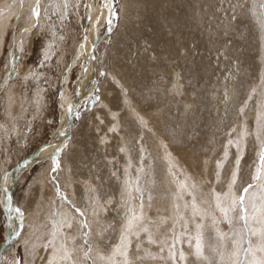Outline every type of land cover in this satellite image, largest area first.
Segmentation results:
<instances>
[{
  "label": "rangeland",
  "instance_id": "374dc122",
  "mask_svg": "<svg viewBox=\"0 0 264 264\" xmlns=\"http://www.w3.org/2000/svg\"><path fill=\"white\" fill-rule=\"evenodd\" d=\"M198 1L158 0L155 13L150 10V0H147V3L142 0H131L127 4V9L124 10L123 19H125L127 26L123 27L125 34H119L122 38L119 40L118 37L117 39L121 44L125 43V48L120 45L113 48V42L118 33L122 0H111L113 4L111 16L108 17V10L107 18L99 26L96 25V22H92L103 5L102 0H68L66 9L64 7L62 13L58 12L59 14L57 12L52 14L47 13L49 11L45 12L47 8L44 7L52 5L53 1L30 0L29 5L24 8L28 7L27 9L33 10L36 7L38 18L41 13L44 15L47 13V20L42 25L46 28L43 27V29H37L35 20H32L31 26L28 22L22 21L21 15L26 14L25 11L22 12L23 8H20V11L17 10L14 16L10 18L0 53V251L4 247L6 248V252L0 257V264H40L45 260V255H41L42 258L33 255L32 259L26 263L27 258H30L29 255L32 256L31 252L26 254L28 247L25 248L23 244V239L27 235L28 222L34 221L33 218L36 217L35 225H40L39 231L43 232L40 238L43 239L49 233L54 220L67 212L71 214L76 223L74 225L78 229L73 245L77 255L79 254V264L80 262L81 264H99L98 253L94 252L97 249H102V253L105 255L112 249L117 241L119 228L125 216L124 199L127 197L124 196L122 199V184L126 180L136 181L137 176H139L138 183L142 189L139 195L145 205L143 207L145 224L148 225L150 232L155 234L156 240L163 238L165 234L164 226H162L163 215L157 218L155 212L158 211L161 204L166 202V189L161 184V181L163 182L165 179L163 167L165 163L162 161L160 150L153 147L155 138H150L152 132H147V129L140 130L141 127L137 124V120L129 117L130 112H127L130 107L132 108L131 104L136 105L137 112L135 108L134 112L138 117L141 116L139 118L144 119L142 115L148 118V126H151V130L153 128V133L154 131L157 133L156 130H162V135L166 136H162L163 139L166 141L168 138L174 144V150H178L177 152L183 154L188 158V161L196 166L193 172L196 177L190 178V181H192L191 183L196 182L197 187L199 186L196 192L197 203L200 204V207L206 205L204 207L208 214L206 220L212 222L213 215L220 219V213L217 212L214 207V200L211 198L212 187L220 193L226 192L233 171H237L238 174L237 192L241 190V185L246 186L252 182V176L258 164V154L261 151L260 146L264 142V135L260 139H256L258 145L255 146V138L250 133L242 137L241 127L240 131L237 127L240 123H244L241 108H243V112L255 113V111L253 112L256 101L255 94L251 93L252 96L247 98L249 92L257 88L264 91V16H261L264 9L260 7L264 0H200L202 4H199ZM226 1L228 2L226 3ZM183 7V11H180ZM199 11L201 19L199 23H196L193 20V15ZM184 13L187 15H183L182 20L186 23L179 25V14ZM253 14L254 16H252ZM154 15L156 22L160 25L158 29H161L158 33L161 35L157 39V42L160 41L158 44L153 39L152 29L155 28L154 25H158L152 21ZM109 19L112 20V29L110 36L105 37ZM174 24L177 26L179 34L182 32L181 30H186L185 34H181V38L186 36L187 43L184 42L186 43L184 49L187 56V73L185 82L178 81L181 88L178 84H175V87L173 81H170L167 87L172 88L173 86L175 89H170L172 92L169 93L166 87L167 74L165 73H170V66L169 61L163 55V47L164 45L168 46V42L164 44L165 36H172L173 32L175 33L174 36H179L175 27L172 28ZM188 24L189 26H187ZM193 25L194 28L198 27L197 31H202L197 37L195 36V29L192 28ZM25 29H29L30 32L34 31L30 48L29 39L25 36ZM224 31L228 32L227 37H219L218 40L216 37L222 36ZM188 33L189 36L187 37ZM229 33L234 36L231 37ZM91 34L92 37H90ZM126 34L131 36L123 37ZM94 36L97 40L95 44L92 42L95 46L92 50V62L90 64L84 57L85 55L79 58L76 55L77 51L87 41L91 40L90 38L95 40ZM194 36L198 39L197 44H195L196 50L193 48ZM152 39L154 43L151 50ZM48 42L51 43L53 56L48 61H44L42 51ZM169 44L174 46L172 42ZM155 49L156 51H154ZM244 53L251 54L252 59L249 58L248 65L251 67L252 74L254 70L257 72V77H254L250 84L247 80H243L238 86L237 84L240 79H243V76L239 70L236 72V69L243 60ZM89 55H91L90 51ZM173 57L174 53L169 58L171 60L175 58L174 64L178 66V59L176 56ZM76 59L77 61H75ZM86 68L93 71L89 73L90 76H85L93 83L90 85L92 86L90 96L85 99L81 98L80 100H83L75 104L76 110L69 137L63 144L65 145L63 152L58 153L57 160H55L58 166H56L51 155L56 151L57 145L53 144V147H49L50 150L48 148L42 149V147L50 144L52 138L57 137L56 139H59L58 135H60L62 128L60 125L63 123L64 111L70 104L72 106L74 103ZM121 69H124L125 72ZM157 80L161 83V89L155 85ZM116 82H119L121 86ZM221 83L224 84L223 88H219ZM216 84L218 85L216 86ZM119 86L123 87L120 88ZM39 87L42 93L41 107L38 106V101L34 100V93ZM123 88L128 93L120 91ZM216 90L217 92H214ZM15 91H17L16 95L13 96L12 92ZM154 91L155 96L161 97L160 101L162 98L164 99L161 103L159 101V106L164 101L166 102L164 109L166 114L163 117L162 115L161 117L154 115L153 100L155 99H152L154 96L152 92ZM221 92H225L226 96L223 97ZM212 96L213 98L216 97L212 99ZM210 100L213 101L210 102ZM124 102L128 104L125 103V105ZM245 102L246 106H244ZM261 104L264 105V100ZM20 105L21 108L19 109ZM106 109H109V114H106ZM95 112L99 115V119L94 117ZM150 119L153 125L149 122ZM252 121L247 117L243 126L253 128L254 132L256 130V135V123H252ZM162 127L164 128L159 129ZM112 128L114 130H110ZM141 132L143 136L145 134L146 136L143 137ZM126 133L128 137H126ZM249 135L251 136L249 137ZM56 139L53 141H57ZM240 142L243 146L237 148L236 145L240 146ZM84 148H90V151L99 155L98 163H100L101 168L100 171H97V161L94 158L89 159L91 168L87 169L84 166L81 168L84 173L73 170L71 166L73 181L70 192L63 165L64 159L68 151L69 156L73 158L77 150ZM40 149L42 150L40 151ZM51 150L52 152L49 153ZM125 151L129 154V163L124 156ZM225 152H227V158ZM222 153L223 155H221ZM31 156H33V160L24 164L23 162ZM216 159H218L217 162L222 159L221 162L224 164V166L222 164V174L219 179H215ZM87 160L88 158H86ZM237 160H239L238 165ZM210 161L212 167L206 169L207 181L198 183L197 181L201 179V177L197 179L198 171L202 167L207 168ZM202 163L206 165L201 166ZM53 167H56L55 171L52 170ZM14 169H18L20 172L15 182L13 181ZM141 169L142 171H140ZM189 170L191 169L189 168ZM40 171L41 174L39 175ZM180 173H177L176 178L179 181L185 180L186 175L182 176ZM95 175L97 176L95 177ZM156 175H159L157 180ZM187 175L191 174L187 172ZM82 179L89 181L94 188L91 187L90 195L93 197V201L94 197L96 198L97 209L95 210L98 211L102 208L97 215L94 216L92 213L91 217L93 218L90 217L89 220L76 212V209H80L83 213L87 206L85 190L80 183ZM9 195L12 202L9 201ZM184 198V201L191 200L187 194ZM151 200L154 205L158 206L157 208L151 207ZM202 200L204 202L200 203ZM11 205L15 215L18 214L16 209H19L18 216L20 219L14 216L12 211H9ZM181 216L184 217L183 220L181 222L179 220L174 227H170L173 231L171 237L175 244L178 262L180 261L178 253L183 251L187 256L183 264H205L202 260L201 262L196 260V256L192 254L193 247L188 244L190 238H193L196 233L195 225L190 224L192 218L188 211H185L184 215ZM17 219L19 221V223L17 222L18 228L19 225L21 226L15 234ZM184 220L188 221L187 232H183ZM199 220L196 218L195 221L199 223ZM79 222H87L90 226L81 229ZM208 225L204 224L206 243L210 242L214 236L213 225ZM217 227L225 232L229 231V226L223 221ZM105 228L107 231H104ZM61 230L63 231V229ZM84 232L89 233L87 238L84 237ZM13 235L15 239L12 238ZM175 237L179 238L178 241L174 239ZM11 239H14V242L9 243V247L7 243L12 241ZM85 239H87V243H85ZM254 239L252 238L253 243ZM194 243L195 241L192 239L191 244L194 245ZM137 244L141 246L139 251L136 247ZM89 246L91 259L85 260L84 252L89 249ZM145 251L157 258L146 257ZM205 254L210 255L207 247ZM128 255L132 264H170L166 249L161 252L159 244H149L145 233H141L138 239L132 238ZM257 255L260 254L257 253ZM137 256L141 259H137ZM93 257L97 258L94 259ZM70 260L72 261L71 258ZM71 263L73 264V262Z\"/></svg>",
  "mask_w": 264,
  "mask_h": 264
},
{
  "label": "bare ground",
  "instance_id": "6f19581e",
  "mask_svg": "<svg viewBox=\"0 0 264 264\" xmlns=\"http://www.w3.org/2000/svg\"><path fill=\"white\" fill-rule=\"evenodd\" d=\"M51 1H53L52 2V5H47V6H45L44 8H47V9H45V12L46 11H49V12H47V13H53V12H59V13H62V10H63V8H64V5L67 3L68 4V0H50V2ZM131 0H122V3H121V11H120V20H119V25H118V33H117V35H116V38L114 39V42H113V48L114 47H117V46H122V48H125V43H123V44H121V42L120 41H117V39H118V37H119V40H120V38H122V37H120V35L119 34H122V35H124L125 34V31H124V33H123V27H125L126 26V22H125V19H123V16H124V10H126L127 9V7H128V3L130 2ZM137 1H139V0H137ZM143 2H145L146 1V3H147V0H142ZM244 1V0H243ZM102 2H103V5H102V7L100 8V10L99 9H97V10H99L97 13H96V16L94 17V19H93V22L92 23H97L96 25L97 26H99V25H101L103 22H104V20L107 18L106 16L108 15V10L110 11V4H111V0H102ZM141 2V1H140ZM157 2H158V0H150V10H152V11H154L155 13H156V10H157ZM228 1H226V3H227ZM247 2V1H246ZM29 3H30V0H0V53L2 52V46H3V39H4V35H5V32L7 31V24H8V22H9V20H10V18H12V16H14V14L16 13V11L17 10H19L20 11V8H23V10H22V12L23 11H25L26 12V14L25 13H20V14H22L21 15V17H22V21H25V22H28V24L31 26V24H32V20L34 21V23L36 24L37 23V25H36V27H37V29H40V28H42L43 29V27H42V25H43V22L45 21V20H47L46 19V16H47V13L44 15V14H40V16H39V18L37 17V16H34L33 15V10L32 9H27V8H24V7H26L27 5H29ZM152 3H154L153 4V6H152ZM198 3L199 4H202V2H200V0L198 1ZM222 3V2H221ZM242 3V2H241ZM248 3V2H247ZM34 4V3H33ZM220 4V3H219ZM219 4H217V5H219ZM243 4V3H242ZM183 5V4H182ZM186 5V4H185ZM52 7V9H51V7ZM243 6V5H242ZM181 7V6H180ZM179 7V8H180ZM186 7V6H185ZM216 7V6H215ZM36 8V7H35ZM50 8V9H49ZM112 8H113V4H112ZM152 8V9H151ZM243 8V7H242ZM241 8V9H242ZM255 8V7H254ZM25 9V10H24ZM43 9V8H42ZM139 9H141V8H139ZM183 9H184V7L182 8V9H180V11H183ZM51 10H53L52 12H51ZM27 11H28V14H27ZM111 11H112V9H111ZM152 11H149V12H152ZM179 11V10H178ZM44 12V13H45ZM140 12H142V11H140ZM18 13V12H17ZM58 13V14H59ZM137 13V12H136ZM258 13V12H257ZM19 14V15H20ZM140 14V13H139ZM187 15V13H184V14H179V20H178V23H179V25H182V24H184V23H186V21H184V20H182L183 19V15ZM190 14V13H189ZM198 14V15H197ZM196 15H193V17H194V21L196 22V23H199L200 22V19H201V14H200V11L197 13ZM259 14V13H258ZM24 15V16H23ZM156 15V14H155ZM155 15H154V17H153V22H155L156 24H158L157 22H156V20H155ZM191 15V14H190ZM189 16V15H188ZM217 16H218V13H217ZM252 16H254V14L252 15ZM20 17V18H21ZM109 17V16H108ZM258 17V16H257ZM18 18V17H17ZM187 18V17H186ZM185 18V19H186ZM189 18V17H188ZM187 18V19H188ZM217 18V17H216ZM19 19V18H18ZM18 19H16V20H18ZM29 19V20H28ZM186 19V20H187ZM190 20H191V18H190ZM19 21H21V20H19ZM21 21V22H22ZM90 21H92V19H90ZM151 21V22H152ZM177 21V20H176ZM20 22V23H21ZM152 22V23H153ZM191 22V21H190ZM261 22V21H260ZM107 23H108V26H107V28H108V30L106 31V33H105V37H109L110 36V33H111V31H110V29H111V23H110V20H108L107 21ZM193 23V22H192ZM264 23V22H263ZM27 24V25H28ZM46 24V23H45ZM154 24V23H153ZM22 25H23V23H22ZM137 25V24H136ZM152 25V24H151ZM153 26V25H152ZM158 26H160L159 24L157 25V26H155L154 25V27L155 28H153L152 29V31H153V39L157 42V39H159L160 38V36L161 35H158V33L160 32V30L161 29H158ZM186 26V25H185ZM184 26V27H185ZM187 26H189V24L187 25ZM20 27V26H19ZM127 27V26H126ZM175 27V30L176 31H178V37L177 36H174L175 35V33L173 32V34H172V36H169V37H167V36H165V38H164V44H165V42H168L167 44H168V46H166V45H164V47H163V55L165 56V58H166V60L167 61H169V66H170V73H165V74H167L166 75V79H167V81H166V83H167V85H166V87L170 84V81L172 82L173 81V84H174V86H175V84H178V86H179V83H178V81H182V83L183 82H185V78H186V73H187V60H186V52H185V49H184V45L187 43L186 42V36L185 37H182L181 38V34L183 35V33L185 34V31H183V30H181L182 32L179 34V30H178V28H177V26L174 24L173 26H172V28H174ZM192 27V26H191ZM44 28H46V27H44ZM97 28V27H96ZM95 28V29H96ZM192 28H194V25H193V27ZM260 28V27H259ZM125 29V28H124ZM195 29V31H196V37L198 36V35H200V31L201 30H198L197 31V29H198V27H195L194 28ZM36 30V29H35ZM260 30V29H259ZM38 31V30H37ZM110 31V32H109ZM205 31H206V29H205ZM53 32V31H52ZM94 32V31H93ZM202 32V31H201ZM260 32V31H259ZM199 33V34H198ZM33 34H34V31H32V32H30V30L29 29H25V36H26V38L27 39H29L28 40V42H29V48L31 47V44H32V39H33ZM55 34V33H54ZM187 34V33H186ZM227 34H228V32H226V31H224V34H222V36H218V37H216L218 40L220 39V38H225V37H227ZM230 34V36L232 37V36H234V35H232L231 33H229ZM260 34V33H259ZM129 34H126L125 36H123V37H126V36H128ZM24 36V37H25ZM53 36V35H52ZM131 36V35H130ZM130 36H128V37H130ZM189 36V33H188V35H187V37ZM195 36H194V42H193V48L196 50V47H195V44H197V41H198V39L197 38H195ZM88 37V36H87ZM90 37H92V34H91V36ZM95 37V36H94ZM176 37V38H175ZM220 37V38H219ZM25 39V38H24ZM58 39V38H57ZM91 40H89V41H87L86 43H85V45L84 46H82V48L80 49V50H78L77 51V55H76V57L77 58H79V57H82V56H84L86 59H87V61H89V63L91 64V62H92V50L94 49V44H95V41L97 40L96 39V37H95V40H93L92 38H90ZM153 39L151 40V43H150V49L152 50V48H153V43H154V41H153ZM190 39V38H189ZM189 39L187 40L188 42H189ZM116 40V41H115ZM193 40V39H192ZM92 42L94 43V44H92ZM158 42H160V41H158ZM158 42H157V44H158ZM169 42H172L173 44H174V46L173 45H171V44H169ZM184 42H186V43H184ZM190 42H192V41H190ZM224 42V41H223ZM58 43V42H57ZM24 44V43H23ZM28 44V43H27ZM157 44H155V45H157ZM192 45V44H191ZM59 46V45H58ZM249 46H250V43H249ZM248 45H247V48L249 47ZM201 47V46H200ZM51 48H52V46H51V43H49L48 42V45L46 44V46H45V49L42 51V56H43V60L44 61H48L53 55H52V52H53V50H52V52H51ZM89 49V50H88ZM201 49V48H200ZM157 50H159V49H157ZM89 51H90V54L91 55H89ZM154 51H156V49L154 50ZM172 53H174V57L176 56V58L178 59V66L176 65V64H174V59H170L169 58V56L172 54ZM245 55H244V58H243V60L241 61V63H239V66L237 67V69H236V72L239 70L241 73H242V76H243V79H240L239 80V82H238V86L240 85V83H242L243 82V80H247L248 81V84H250V83H252V80H253V78L254 77H257V72L254 70L253 71V74H252V72H251V67H249V65H248V62H249V58L250 59H252L251 58V54L250 53H244ZM154 56H155V54H154ZM258 56V55H257ZM164 58V59H165ZM257 58V57H256ZM260 59H262V58H260ZM75 61H77V59L75 60ZM114 61V60H113ZM262 61V60H261ZM253 62V61H252ZM93 64V63H92ZM127 65V64H126ZM128 66V65H127ZM130 67V66H129ZM87 69V68H86ZM89 69H92V68H89ZM191 69H193V68H191ZM122 70V69H121ZM120 70V71H121ZM124 70V69H123ZM122 70V71H123ZM24 71V70H23ZM121 71V72H122ZM93 71H90V70H84V76H82V80H81V82H80V84H79V86H80V88H79V91H78V94H77V97H76V99L74 100V103L72 104V107L74 108V106H75V104H77L79 101H82L83 99H85V98H88L89 96H90V90H91V87L92 86H90V85H92L93 83H92V81L90 80V79H87V78H85V76L86 75H88V76H90L89 75V73H92ZM123 72H125V70L123 71ZM123 72H122V74H123ZM234 72V71H233ZM235 72V73H236ZM128 73V72H127ZM182 73H183V77H182ZM88 76H86V77H88ZM92 76V75H91ZM132 76V75H131ZM165 77V76H164ZM37 78V77H36ZM34 79V78H33ZM248 79H250V80H248ZM257 79V78H256ZM259 79H260V77H259ZM80 81V80H79ZM115 83V82H114ZM116 83H119V82H116ZM257 83V82H256ZM120 84V83H119ZM116 85V84H115ZM156 85V87L158 88V89H161V83L157 80V83L155 84ZM218 84H216V86H217ZM224 84L223 83H221L220 84V86H219V88H223L224 86H223ZM253 85V84H252ZM90 86V87H89ZM118 86V85H117ZM120 86H121V84H120ZM119 86V87H120ZM171 86V85H170ZM123 87V86H122ZM122 87H120V88H122ZM176 87V86H175ZM180 87V86H179ZM255 87H257V86H255ZM254 87V88H255ZM90 88V89H89ZM164 88V87H163ZM168 88V87H167ZM172 88H173V86H172ZM168 88V92L169 93H171L172 92V90L173 89H175V88ZM181 88V87H180ZM124 89V90H123ZM123 89H120V91L122 90V91H124L125 93H128L127 91H125L126 89L125 88H123ZM170 89H172V90H170ZM179 89V88H178ZM253 89V88H252ZM17 90V89H16ZM218 90V89H217ZM217 90L216 91H214V92H217ZM223 90V89H222ZM119 91V90H118ZM117 91V92H118ZM249 91H250V89H249ZM255 91V92H254ZM254 91H251V92H249V94H248V97L247 98H249V96H252L251 95V93L253 94H255L254 96H255V103H254V108H253V112L255 111V113H253V114H251V113H246V112H243V114L241 115L242 116V120H244V123H245V119L248 117L249 119H250V121H252V123H255V120H256V115H257V112L258 111H264L263 109H264V105H262L261 104V102H262V100H264V91L263 90H261V89H255ZM16 92L17 91H15V92H12L13 94V96L14 95H16ZM112 92V91H111ZM179 92H180V90H179ZM175 93V92H174ZM239 93V92H238ZM243 93V92H242ZM35 95H34V100L35 101H38V106L39 107H41V98H42V93H41V89H40V87H39V89L38 90H36L35 91V93H34ZM119 94V93H118ZM124 94V93H123ZM152 94L154 95L155 94V91L154 92H152ZM213 94V93H212ZM221 94H222V96L223 97H225L226 96V94H225V92H221ZM156 95V94H155ZM153 96V98L152 99H155V100H153V104H154V109H155V114L154 115H160V117H161V115H162V117L166 114L165 113V111H164V109L166 108V102L164 101V106H163V104H161V106H159L158 105V103H159V101H160V98L161 97H159V96ZM215 95V94H214ZM220 95V94H219ZM221 96V97H222ZM239 96V95H238ZM106 97H108L107 95H106ZM216 97V96H215ZM214 97V98H215ZM220 97V96H219ZM81 98H83L82 100H80ZM109 98V97H108ZM124 98H125V96H124ZM212 99H214L213 98V96L211 97ZM210 98V99H211ZM251 98V97H250ZM129 99V98H128ZM151 99V98H150ZM151 99V100H152ZM217 99V98H216ZM110 100V99H109ZM108 100V101H109ZM112 100V99H111ZM150 100V101H151ZM162 100H164L163 98H162ZM161 100V101H162ZM218 100V99H217ZM216 100V101H217ZM105 101V100H104ZM122 101H123V98H122ZM121 101V102H122ZM125 101V100H124ZM127 101V100H126ZM128 101H130V99L128 100ZM149 101V102H150ZM161 101H160V103H161ZM211 101H213V100H210V102ZM15 102V101H14ZM144 102V101H143ZM209 102V103H210ZM108 103V102H107ZM126 102H124V104H125ZM133 103V102H132ZM214 103V102H213ZM239 103V102H238ZM12 104V103H11ZM21 104V103H20ZM112 104V103H111ZM122 104H123V102H122ZM126 104H128V103H126ZM125 104V105H126ZM134 104V103H133ZM136 104V103H135ZM148 104H150V103H148ZM210 104H212V103H210ZM229 104V103H228ZM245 104H246V102H245ZM245 104H244V106H245ZM15 105V104H14ZM74 105V106H73ZM114 105V104H113ZM147 105V104H146ZM262 105V106H261ZM11 106V105H10ZM102 106V105H101ZM130 106H132V108L130 107ZM129 107V109L130 110H128V112L127 113H129L130 115H129V117H132V119H136L137 120V124H139V127H141L140 128V130L141 129H147V132H152L151 134H150V138H155V142L153 143V147L155 148V149H159L160 150V152L162 153L161 154V157H162V161H163V163H165V165L163 166L164 167V174H165V179H164V181L162 182L161 181V184H163L164 185V187H165V189H166V192H165V196H166V202L165 203H163V204H161L160 206V208L158 209V211L157 212H155V213H157L156 214V216H157V218H158V216H162L163 215V218H162V226H164V232H165V234H164V236H163V238L162 239H165L166 241H167V244L168 245H172L173 243H174V241H173V239H172V237H171V235H172V233H173V231L170 229V227L172 226V227H174V225H175V223L176 222H179V220H177V212H176V208L174 207V204L175 203H179V205H180V215H184V213H185V211L187 212H189V214H190V216H191V210H190V208L189 209H187V210H185L184 209V207H183V205L185 204V202H187V201H184V199L183 200H179V201H176V200H174V194L176 193V191H177V184H178V182H179V179L178 178H176L177 176H178V172H181L182 173V176L184 175H186L185 177H184V179L187 177V178H195L196 177V175H194V169H195V165H193L192 164V162L191 161H188V158H186L185 156H183V154H181V153H179V152H177V151H175L174 149V144L172 143V142H170L169 140H168V138H167V140L165 141L164 139H163V137H166L165 135H162L163 133L161 132L162 130H160V131H158V130H156V128H155V130L157 131V133L154 131V133H153V128H152V130H151V126H148V118L145 116V115H142L143 116V118L144 119H142V118H139V117H141L138 113V115H139V117L135 114V112H134V108H135V106H133L132 104L130 105ZM150 106V105H149ZM157 106H159V107H157ZM13 107V106H12ZM105 107V106H104ZM153 106L151 105V108H152ZM21 108V105L19 106V109ZM106 108V107H105ZM104 108V109H105ZM108 108V107H107ZM18 110V109H17ZM67 110V109H66ZM64 111V115H63V123H62V125H60V126H62V128H61V130H60V135H58V137H59V139L57 140V141H52L50 144H47L46 146H44V147H42V149H49V147L51 148V147H53V144L54 145H57L56 146V149H60V152L64 149V147H65V145H62V147H60L59 145H60V142L61 141H64V143H66L65 141L68 139L67 138V134H68V132L67 131H69L68 129H69V119H70V115L71 114H69L67 111ZM109 109H106V114L109 112L110 113V111H108ZM135 111H136V108H135ZM246 111V110H245ZM137 112V111H136ZM108 113V114H109ZM95 116L94 117H96V118H98V116L99 115H97V113L95 112ZM118 114H119V112H118ZM100 118V117H99ZM98 118V119H99ZM116 118V117H115ZM98 119H96V120H98ZM117 119V118H116ZM131 119V120H132ZM145 120V121H144ZM154 120V119H153ZM160 120H161V118H160ZM135 121V120H134ZM152 120L150 119V123H151V125H153L152 124V122H151ZM162 121V120H161ZM72 122H73V120H72ZM102 122V121H101ZM101 122H99V123H101ZM117 122V121H116ZM89 123V122H88ZM93 123V122H92ZM95 123V122H94ZM118 123V122H117ZM244 123H240L239 125H238V127H237V129L240 131V127H241V130H242V132H247V134L248 133H250L254 138H255V141H256V143H255V146H257L258 145V140H256L257 138H256V136L257 135H255V132H256V130H255V132H254V130H252L251 128H248L247 126H243V124ZM97 124H98V122H97ZM155 124V123H154ZM245 125V124H244ZM71 126H72V123H71V125H70V128H71ZM94 126V125H93ZM116 126V125H115ZM122 126V125H121ZM155 126V125H154ZM167 126V125H166ZM165 126V127H166ZM95 127V126H94ZM99 127V126H98ZM114 127V126H113ZM153 127V126H152ZM156 127V126H155ZM159 127V126H158ZM171 127V126H170ZM255 127V126H254ZM97 128V127H96ZM107 128V127H106ZM164 127H162V128H159V129H163ZM256 128V127H255ZM254 128V129H255ZM99 129V128H98ZM113 129V128H112ZM138 130H139V128H138ZM144 130V131H145ZM100 131V130H99ZM126 131V130H125ZM124 131V132H125ZM88 132V131H87ZM138 132V131H137ZM146 132V131H145ZM242 132H240V133H242ZM130 133V132H129ZM142 133V132H141ZM141 133H138L139 135L141 134ZM3 134V133H2ZM96 134H97V132H96ZM95 134V135H96ZM127 134V133H126ZM131 134V133H130ZM137 134V133H136ZM145 134V133H144ZM157 134H159V135H157ZM98 135V134H97ZM157 135V136H156ZM251 135H249V137L251 136ZM103 136H104V134H103ZM131 136V135H130ZM133 136V135H132ZM142 136H143V133H142ZM142 136H140V137H142ZM145 136H146V134H145ZM145 136H143V137H145ZM163 136V137H162ZM126 137H128V134L126 135ZM161 137V138H160ZM242 137H244V136H242ZM67 138V139H66ZM100 138V137H99ZM103 138V137H102ZM238 138V137H237ZM101 139V138H100ZM109 139H110V136H109ZM108 139V140H109ZM138 139H140V138H138ZM243 139V138H242ZM251 139H252V137H251ZM105 140H106V138H105ZM107 140V141H108ZM102 141V140H101ZM242 141V140H241ZM253 141V140H252ZM151 142V141H150ZM56 143V144H55ZM63 143V144H64ZM102 143H103V141H102ZM139 144V143H138ZM237 146V145H236ZM241 146H243V144L240 142V146H239V148L241 147ZM121 147V146H120ZM54 148H55V146H54ZM238 148V147H237ZM243 148V147H242ZM4 149V148H3ZM42 149H40V151L42 150ZM55 149V150H56ZM225 149V148H224ZM50 150V149H49ZM91 149L90 148H84V149H79V150H77L74 154H75V157H73V158H71L69 155H70V153H69V151H68V153H67V155H66V157H65V159H64V163H63V165H64V168H65V174H66V176H67V180H68V190L71 192V188H72V172H71V166H72V168H73V170L75 169V170H77V171H79V173H84V171L83 170H81V168L84 166V167H86L87 169H89V168H91L90 167V161H89V159H96V161H97V165H96V169H97V171H100V168H101V165H100V163H98L99 162V155L98 154H94L93 153V151H90ZM125 150V149H124ZM44 151V150H43ZM75 151V150H74ZM223 151V150H222ZM227 151V150H226ZM47 152V151H46ZM50 152H52V150L51 151H49V153ZM63 152V151H62ZM41 153V152H40ZM39 153V154H40ZM221 155H223V153L221 154ZM44 156V155H43ZM124 156H125V158L127 159V161L129 160L128 158H129V154L127 153V151H125L124 152ZM222 157V156H221ZM86 158H88V160L86 161ZM142 158V157H141ZM222 158H224V157H222ZM227 158V157H226ZM31 160H33V158L31 159ZM217 160L218 159H216V171H215V175L217 174V172H219V177H221L220 175L222 174V166L220 167V168H218L217 167V164H218V162H217ZM221 161H222V159H221ZM220 161V162H221ZM160 162V161H159ZM170 162H171V164L172 165H174V167H172L171 168V172H170ZM225 162V161H224ZM128 163H129V161H128ZM221 164H223V162H221ZM203 165H206L205 163H202V165L201 166H203ZM212 162L210 161L209 162V164H208V167L207 168H205V167H202L199 171H198V177H197V179L198 178H200L201 177V179L199 180V181H197L198 183H200V182H206L207 181V175H206V169H210L212 166ZM76 166V167H75ZM151 166V165H150ZM181 166H183L184 168H182ZM200 166V167H201ZM223 166H224V164H223ZM23 167V166H22ZM180 167H181V169H180ZM151 168V167H150ZM189 168L191 169V170H189ZM205 169V170H204ZM15 170V169H14ZM13 170V171H14ZM154 172V171H153ZM187 172L189 173V174H191V175H187ZM20 172H18V169L17 170H15V177H14V179H13V181L15 182V179H16V177L18 176V174H19ZM101 173V172H100ZM152 173V172H151ZM151 173H149V174H151ZM159 173V172H158ZM181 173H180V175H181ZM193 173V174H192ZM41 174V171H40V173H39V175ZM160 175V174H159ZM159 175H156V180H157V176H159ZM162 175V174H161ZM97 175H95V177H96ZM148 176V175H147ZM150 177V176H149ZM159 179V178H158ZM161 179V178H160ZM215 179H217V175H216V177H215ZM37 181H38V179H37ZM81 181V182H80ZM79 182L82 184V186H83V188H84V190H85V194H86V199H85V201H86V208L84 209V212H83V216L85 217V219H87V220H89V219H91V218H93V217H91V214L94 212V211H96L95 209H97V207H96V198L94 197V201H93V197L90 195V190H91V187L93 188V186L90 184V182L89 181H87V180H80ZM97 181V180H96ZM181 181V180H180ZM189 182H187V183H190L191 184V182L192 181H190V179L188 180ZM39 182V181H38ZM158 182V181H157ZM8 183V182H7ZM196 183V182H195ZM43 184V183H42ZM8 185V184H7ZM12 186H13V183L11 184ZM123 186H122V191L124 192V189H125V181L123 182V184H122ZM197 185V184H196ZM11 186V187H12ZM162 186V185H161ZM199 187V186H198ZM197 187V188H198ZM13 188V187H12ZM75 188V187H74ZM162 188V187H161ZM94 189V188H93ZM209 189H210V187H209ZM212 189V193L213 192H215V193H220L216 188H211ZM228 189V188H227ZM12 191V190H11ZM74 191V190H73ZM76 191V190H75ZM151 191V190H150ZM222 192V191H221ZM9 193H10V191H9ZM8 193V194H9ZM74 193V192H73ZM153 194V193H152ZM220 194H223V193H220ZM185 195L186 194H184V197H185ZM126 196V195H125ZM210 196V195H209ZM212 196V195H211ZM127 197V196H126ZM133 197H135V199H133V201H132V203H133V205L134 206H136L137 208L139 207V204H140V202H141V196L139 195V193H136L135 191H133ZM98 198V197H97ZM212 198V197H211ZM126 199V198H125ZM9 201L10 202H12V200H11V197H10V195H9ZM151 202H152V200H151ZM158 203V202H157ZM144 205V204H143ZM13 206H14V204H13ZM13 206L11 205L10 207H11V209L9 210L10 212L12 211V213H13V215L14 216H16L17 218L19 217V219H20V216H18L19 214H17V215H15V213H14V210H12V208H13ZM145 206V205H144ZM206 206V205H205ZM204 206V207H205ZM151 207H153V209L154 208H157L158 206H156V205H154V203L152 202V204H151ZM204 207H201V208H203V209H205ZM214 207H215V202H214ZM9 208V207H8ZM40 210H41V208H40ZM100 210H102V208L101 209H98V211H96L97 213L100 211ZM206 210V209H205ZM62 212V211H61ZM218 212V211H217ZM36 214V213H35ZM12 215V214H11ZM71 221H72V223H73V227L71 228V229H67V228H63V231L61 230V232L63 233V235L59 238L60 240H63L65 243H66V247H68L69 249H74V251H72V257H71V259H72V261L71 260H69L68 262H65V264H72L71 262H73V264H79V254L77 255V253H76V248H74V245H73V241L75 240H69L68 238L69 237H74L75 238V236L78 234L77 233V231H78V229H77V227H75V225L74 224H76L75 222H74V220L72 219V217H71V214L69 213V212H67L66 214H65ZM64 215V213H63V216H65ZM93 215V214H92ZM9 216H10V214H9ZM62 216V217H63ZM207 216H208V214H207V211H206V215H205V218H204V220H199V223H202L203 225L205 224V225H207V224H209V225H211L212 224V222L211 221H209L208 219L206 220V218H207ZM61 217V215L58 217V218H60ZM91 217V218H90ZM183 217V216H182ZM219 217H220V215H219ZM36 218V217H35ZM35 218H33V220L34 221H32L31 220V222H28L29 224H28V226H27V228H26V237L23 239V244H24V246H25V248H27L28 247V249H27V252H26V254L28 255V252H31L32 253V256L31 255H29V257L30 258H27V261H26V263L27 262H29L31 259H32V257H33V255H37V257L38 258H42V256L41 255H45L44 257H45V260H43L40 264H49V258H50V256L52 255V253H53V248L52 247H49L47 250L42 246V245H44L46 242H47V240L50 238L49 237V233L47 234V235H45L44 237H43V239H41L40 237H41V235H42V233L39 231L40 230V225L38 224V226L37 225H35ZM184 218V217H183ZM32 219V218H31ZM97 219V218H96ZM30 221V220H29ZM222 221V220H221ZM19 223V221H18V219L16 220V223ZM93 222H94V220H93ZM180 222H181V220H180ZM198 221H195V222H193V220L192 221H190V224L192 223V225H195V223H197ZM16 223H15V234H17L16 232L19 230V228H20V226L21 225H19V228H18V223H17V225H16ZM224 223V222H223ZM91 224V223H90ZM46 225V224H45ZM180 225H181V223H180ZM208 225V226H209ZM77 226V225H76ZM18 228V229H17ZM87 230V229H86ZM153 234V237H154V239H155V234L154 233H152ZM119 235H120V228H119V233H118V236H117V241H116V243L115 244H117L118 242H119ZM16 236V235H15ZM12 238H14L15 239V237H14V235H13V237ZM14 239H11L12 241H9L7 244L9 245V243H13L14 242ZM9 240V239H8ZM7 240V241H8ZM160 240V239H159ZM256 241H255V239H254V243H255ZM188 244H189V242H188ZM98 246V245H97ZM9 247H10V245H9ZM55 247H59V241H57V242H55ZM39 249V250H38ZM93 249V248H92ZM95 249V248H94ZM165 249H166V252L168 253V248L167 247H165ZM10 250V249H9ZM102 250V249H101ZM100 249H97L94 253H98V254H103L102 252H103V250L101 251ZM108 250H110V249H108ZM112 250V249H111ZM111 250L108 252V253H106L105 254V256H107L108 254H110V252H111ZM174 250H175V248H174ZM38 251V252H37ZM6 252V248L4 247V249H2L1 251H0V257L3 255V253H5ZM193 253H194V247H193V251H192ZM192 253V254H193ZM96 256H97V254H96ZM98 257V256H97ZM96 257V258H97ZM185 257H187L186 255H185ZM94 258V257H93ZM96 258H94V259H96ZM187 259V258H186ZM185 259V260H186ZM97 260H98V263L99 264H103V262H101L98 258H97ZM184 260V261H185ZM196 260L198 261V259L196 258ZM1 261V260H0ZM169 261H170V264L172 263V261L169 259ZM187 262V261H186ZM200 262H201V260H200ZM1 263V262H0ZM97 263V262H96ZM160 263V262H159ZM27 264H30V263H27ZM80 264H81V262H80ZM176 264H183V261H179L178 262V259H177V262H176Z\"/></svg>",
  "mask_w": 264,
  "mask_h": 264
},
{
  "label": "snow or ice",
  "instance_id": "6c2138e0",
  "mask_svg": "<svg viewBox=\"0 0 264 264\" xmlns=\"http://www.w3.org/2000/svg\"><path fill=\"white\" fill-rule=\"evenodd\" d=\"M65 9L67 5H64ZM260 7L264 9V2ZM33 15H38V10L33 9ZM264 16V12L261 13ZM246 106V104H245ZM69 114L73 112L71 104L66 110ZM243 113V108H241ZM256 128L257 139H260L264 135V111H258L256 115ZM114 130V129H110ZM247 135V132H242L241 136ZM231 143V141H229ZM237 147L239 145L237 144ZM261 151L258 154V164L255 172L252 176V182L246 186L241 185V190L236 191V185L238 183L237 171L232 172L231 180L228 183V189L223 194L213 192L212 199L215 202V208L220 213V219L215 215L212 216V225L214 236L211 241L205 242L204 225L202 223H195L196 233L193 238H190V247H194V255L198 260H202L205 264H264V142L261 143ZM123 151V149H122ZM227 152H225V157ZM56 165V161H53ZM239 160H237V165ZM58 166V165H56ZM222 164L218 162L217 167L220 168ZM174 165L170 162V172ZM53 171L56 167H53ZM127 171V170H126ZM142 171V169L140 170ZM217 178L219 179V172H217ZM190 178L179 181L177 184V191L174 194V200L179 201L184 199V194L191 197L190 201L185 202L184 209L191 210V218L195 222L196 218L201 221L204 220L206 210L200 207L197 203L196 192L198 191L197 185L193 182L187 183ZM139 176L136 181H125V189L122 193V199H124V205L126 206L125 216L122 220L120 227L119 242L112 247L110 254L107 256L98 254V259L103 264H132L129 259L128 251L131 247L132 238H139L141 233L147 234V242L149 244H159L160 251L163 252L165 247L168 248V259L172 261V264L177 262V252L174 250L175 244L168 245L165 239L156 240L153 234L150 232L148 225L145 224V214L143 212V202L139 207L133 205L132 201L133 191L141 193L142 189L139 186ZM202 200L200 203H203ZM174 207L177 212V220H183L180 215V205L175 203ZM19 214V209H16ZM77 213L83 215L80 209H76ZM97 212H93V215H97ZM56 215L55 213L53 214ZM221 220L229 226V231L225 232L221 230L217 225ZM98 223V221H97ZM81 229L88 228L90 225L87 222H79ZM73 227L72 221L65 215L63 217L54 220L51 229L49 230V239L42 245L46 250L49 247L53 248V253L49 258V264H65L71 258V253L74 249L70 250L66 247V243L59 238L63 235L61 229H71ZM111 227V225H108ZM183 232L188 230V221L184 220L182 225ZM107 231V228L104 229ZM181 233V235L183 234ZM84 237L87 238L89 233L84 232ZM252 238H255V243L252 242ZM69 240H74V237H69ZM178 241V237L174 238ZM194 239V245L191 244V240ZM59 241V247H55V242ZM87 243V239H85ZM137 250H140V244L136 245ZM207 247L210 255L205 254V248ZM90 246L87 251L84 252V259L90 260ZM259 253L260 255H257ZM145 256L151 259H156L150 252L145 251ZM120 258V259H118ZM163 259V257H160ZM180 261L186 259L185 253L180 251L178 253ZM137 259L141 257L137 256Z\"/></svg>",
  "mask_w": 264,
  "mask_h": 264
},
{
  "label": "water",
  "instance_id": "95a60500",
  "mask_svg": "<svg viewBox=\"0 0 264 264\" xmlns=\"http://www.w3.org/2000/svg\"><path fill=\"white\" fill-rule=\"evenodd\" d=\"M110 11H109V17L111 16V9H112V3L110 4ZM110 20V19H109ZM110 23H111V29H112V20H110ZM111 29H110V31H111ZM107 30H108V28H107ZM106 30V31H107ZM109 31V32H110ZM74 106V105H73ZM73 112L71 113V115H70V119H69V131H68V134H67V138L69 137V133H70V125H71V123H72V120H73V116H74V112H75V110H76V107L74 106V108H73ZM57 137H55V138H52V140L50 141V142H52L54 139H56ZM66 138V139H67ZM66 142V141H65ZM63 143H64V141H61L60 142V147H62V145H63ZM60 152V149L58 148V149H56V151L54 152V154L53 155H51V158H52V160L54 161V160H57V157H58V153ZM31 158H33V156H31V157H29L28 159H26V161H24L23 163L25 164L26 162H28V161H30L31 160Z\"/></svg>",
  "mask_w": 264,
  "mask_h": 264
}]
</instances>
